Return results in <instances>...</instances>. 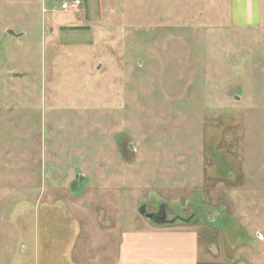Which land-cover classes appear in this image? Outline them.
<instances>
[{
    "label": "rangeland",
    "instance_id": "obj_1",
    "mask_svg": "<svg viewBox=\"0 0 264 264\" xmlns=\"http://www.w3.org/2000/svg\"><path fill=\"white\" fill-rule=\"evenodd\" d=\"M60 2L0 0V264H100L141 206L264 264V0Z\"/></svg>",
    "mask_w": 264,
    "mask_h": 264
},
{
    "label": "crops",
    "instance_id": "obj_2",
    "mask_svg": "<svg viewBox=\"0 0 264 264\" xmlns=\"http://www.w3.org/2000/svg\"><path fill=\"white\" fill-rule=\"evenodd\" d=\"M252 3L253 0H250ZM199 224L145 223L143 227L103 235L100 264H228L211 243H200ZM113 238V239H112ZM203 254V255H201Z\"/></svg>",
    "mask_w": 264,
    "mask_h": 264
},
{
    "label": "water",
    "instance_id": "obj_3",
    "mask_svg": "<svg viewBox=\"0 0 264 264\" xmlns=\"http://www.w3.org/2000/svg\"><path fill=\"white\" fill-rule=\"evenodd\" d=\"M8 32L10 34H15L13 30H8ZM19 35V34H18ZM139 213L145 217V218H148L149 220L153 221V222H156V223H171V222H174L175 219H171V220H167L165 219V212L164 213V217L160 218L159 220L156 218L155 214L154 213H149L144 206H141L139 208Z\"/></svg>",
    "mask_w": 264,
    "mask_h": 264
},
{
    "label": "built area",
    "instance_id": "obj_4",
    "mask_svg": "<svg viewBox=\"0 0 264 264\" xmlns=\"http://www.w3.org/2000/svg\"><path fill=\"white\" fill-rule=\"evenodd\" d=\"M81 4V0H61L60 8L67 11H75Z\"/></svg>",
    "mask_w": 264,
    "mask_h": 264
},
{
    "label": "flooded vegetation",
    "instance_id": "obj_5",
    "mask_svg": "<svg viewBox=\"0 0 264 264\" xmlns=\"http://www.w3.org/2000/svg\"><path fill=\"white\" fill-rule=\"evenodd\" d=\"M164 211L162 209H160V211L158 212H154L156 218L159 220L160 218L164 217ZM166 216V215H165ZM166 219V218H165Z\"/></svg>",
    "mask_w": 264,
    "mask_h": 264
},
{
    "label": "trees",
    "instance_id": "obj_6",
    "mask_svg": "<svg viewBox=\"0 0 264 264\" xmlns=\"http://www.w3.org/2000/svg\"><path fill=\"white\" fill-rule=\"evenodd\" d=\"M160 224H162V223H160Z\"/></svg>",
    "mask_w": 264,
    "mask_h": 264
}]
</instances>
